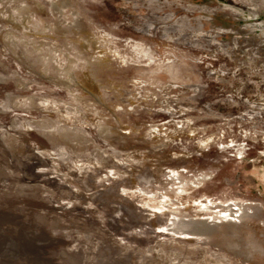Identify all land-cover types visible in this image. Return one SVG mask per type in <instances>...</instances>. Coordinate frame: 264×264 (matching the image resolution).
Returning a JSON list of instances; mask_svg holds the SVG:
<instances>
[{
	"label": "rangeland",
	"instance_id": "374dc122",
	"mask_svg": "<svg viewBox=\"0 0 264 264\" xmlns=\"http://www.w3.org/2000/svg\"><path fill=\"white\" fill-rule=\"evenodd\" d=\"M0 264H264V0H0Z\"/></svg>",
	"mask_w": 264,
	"mask_h": 264
},
{
	"label": "built area",
	"instance_id": "2783aa9c",
	"mask_svg": "<svg viewBox=\"0 0 264 264\" xmlns=\"http://www.w3.org/2000/svg\"><path fill=\"white\" fill-rule=\"evenodd\" d=\"M221 216H222V217H226V216H225V215H223L222 213H221Z\"/></svg>",
	"mask_w": 264,
	"mask_h": 264
}]
</instances>
